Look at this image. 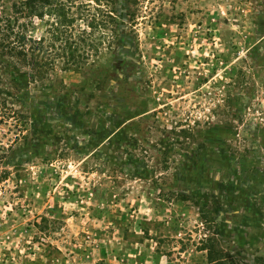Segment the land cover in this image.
<instances>
[{"label":"rangeland","instance_id":"374dc122","mask_svg":"<svg viewBox=\"0 0 264 264\" xmlns=\"http://www.w3.org/2000/svg\"><path fill=\"white\" fill-rule=\"evenodd\" d=\"M84 1L85 65L0 99V264H264V0Z\"/></svg>","mask_w":264,"mask_h":264},{"label":"trees","instance_id":"16d2710c","mask_svg":"<svg viewBox=\"0 0 264 264\" xmlns=\"http://www.w3.org/2000/svg\"><path fill=\"white\" fill-rule=\"evenodd\" d=\"M85 9L84 0H21L11 4V12L14 15L6 19L7 41L2 45L10 58L0 72L1 100H5L7 96L23 103L24 99L30 97L23 95L22 91L35 82L43 85V81L48 80L49 71L55 69L57 60L61 59L60 69L63 71L74 67V71L79 72L77 68L85 65L88 48L96 51L101 43V40H88L89 33L86 29H77L75 26L78 20L87 21L85 19L88 14ZM104 15L112 18L109 11ZM45 16L48 17L45 20L47 36L32 37L27 33V22L17 25L20 30H13L18 17L31 21L32 18L44 19ZM86 23L90 28L103 24L101 19L95 20L94 15ZM84 35L87 37L84 38ZM108 65L113 67V64ZM5 79L9 87H3Z\"/></svg>","mask_w":264,"mask_h":264}]
</instances>
